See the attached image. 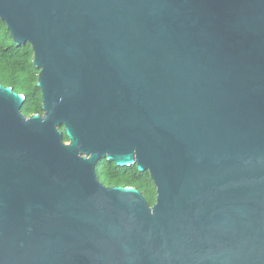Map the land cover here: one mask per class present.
Listing matches in <instances>:
<instances>
[{
  "label": "water",
  "instance_id": "water-1",
  "mask_svg": "<svg viewBox=\"0 0 264 264\" xmlns=\"http://www.w3.org/2000/svg\"><path fill=\"white\" fill-rule=\"evenodd\" d=\"M0 21L44 111L0 84V264H264V0H0Z\"/></svg>",
  "mask_w": 264,
  "mask_h": 264
},
{
  "label": "trees",
  "instance_id": "trees-1",
  "mask_svg": "<svg viewBox=\"0 0 264 264\" xmlns=\"http://www.w3.org/2000/svg\"><path fill=\"white\" fill-rule=\"evenodd\" d=\"M39 74L40 70L34 65L32 46L17 45L6 23L0 21V84L26 97L21 109L26 117L44 114ZM61 130L64 131L63 126ZM64 140L69 142L65 133ZM96 174L105 186L137 188L150 206L156 204L157 189L148 171L141 172L136 165L120 167L112 161L102 160L96 167Z\"/></svg>",
  "mask_w": 264,
  "mask_h": 264
}]
</instances>
